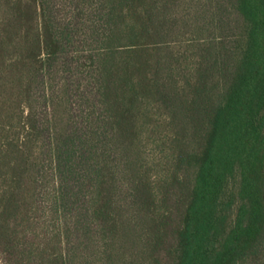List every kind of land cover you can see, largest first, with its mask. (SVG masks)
Masks as SVG:
<instances>
[{
  "label": "trees",
  "instance_id": "16d2710c",
  "mask_svg": "<svg viewBox=\"0 0 264 264\" xmlns=\"http://www.w3.org/2000/svg\"><path fill=\"white\" fill-rule=\"evenodd\" d=\"M0 264H264V0H0Z\"/></svg>",
  "mask_w": 264,
  "mask_h": 264
},
{
  "label": "rangeland",
  "instance_id": "374dc122",
  "mask_svg": "<svg viewBox=\"0 0 264 264\" xmlns=\"http://www.w3.org/2000/svg\"><path fill=\"white\" fill-rule=\"evenodd\" d=\"M186 39H190V36L188 35L186 37ZM152 127L154 129H152L153 131L151 132V137L150 140L148 141L149 144L146 147V151L149 154H156V153H161V149H163L162 144L159 143V138L163 135L168 134L166 131L163 130V126L162 125H155L153 124ZM150 128V127H149ZM155 164H153L154 166ZM153 170L155 171V168H153Z\"/></svg>",
  "mask_w": 264,
  "mask_h": 264
}]
</instances>
